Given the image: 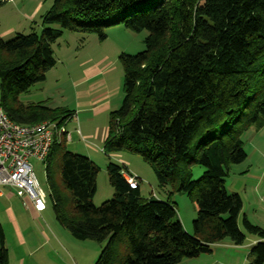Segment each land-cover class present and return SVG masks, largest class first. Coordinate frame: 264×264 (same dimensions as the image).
Here are the masks:
<instances>
[{"label": "trees", "instance_id": "trees-1", "mask_svg": "<svg viewBox=\"0 0 264 264\" xmlns=\"http://www.w3.org/2000/svg\"><path fill=\"white\" fill-rule=\"evenodd\" d=\"M53 24L95 33L101 41L103 28L115 24L147 32L143 51L119 58L123 97L109 114L102 151L139 155L159 185L187 192L197 208L186 232L169 199L141 198L138 181L132 188L124 178L131 175L113 163L106 173L114 195L95 207L98 169L87 157L66 152L61 137L45 160L60 225L77 240L102 245L95 264H178L225 239L242 245V200L226 192L221 179L246 159L241 134L264 122V0H53L40 34L0 37V105L15 123L66 125L72 118L66 109L18 101L55 65L51 45L61 31ZM58 149L68 207L52 177L50 158ZM193 165L204 168L196 181ZM241 222L258 240L250 249L253 264H264V230L245 217ZM0 264H8L1 229Z\"/></svg>", "mask_w": 264, "mask_h": 264}, {"label": "rangeland", "instance_id": "rangeland-1", "mask_svg": "<svg viewBox=\"0 0 264 264\" xmlns=\"http://www.w3.org/2000/svg\"><path fill=\"white\" fill-rule=\"evenodd\" d=\"M52 4L53 0H0L1 39L8 41L16 34H40L44 28L42 18ZM50 27L61 31L59 38L51 45L55 65L47 71L44 81L19 94L18 101L25 106L42 104L52 110L69 111L76 101L86 98L85 95L81 96L84 92L78 93V90L94 89L93 95L103 94L104 100L110 104V110L106 113L101 111L97 116L92 112V125L87 129L79 126L81 136L78 135L71 143H63L66 152L87 157L98 169L92 204L98 207L112 199L114 190L108 182L106 167L113 163L138 178L141 198L152 196L159 200L169 199L183 229L191 232L197 208L187 192H178L171 184L159 185L151 166L137 154L127 151L107 154L102 151L106 137L104 127L108 126L109 114L119 107L123 97V73L119 58L122 54L135 55L143 51L147 32H134L121 24H115L103 28L105 39L101 41L95 33L71 32L61 29L59 24ZM87 70H91L86 74L91 77L82 81ZM86 116H91V113ZM66 127V132L74 137L73 123H68ZM95 130V139L83 137L85 133ZM241 141L246 159L240 164L229 166L227 175L221 181L226 192L238 194L242 200L238 222L245 236L243 244L235 246L225 239L213 244L210 253L178 264H253L250 243L256 238L243 229L241 221L245 217L251 224L264 230V122L243 132ZM59 158L58 149L50 158L52 177L64 205L68 207L69 194L61 185ZM30 164L37 182L47 195V207L40 218L33 217L24 199L15 196L12 190L0 187L3 193L0 196V229L8 251V264H95L102 245L89 240H77L60 225L49 198L46 161L31 159ZM190 169L192 181L198 180L204 171L203 167L196 165ZM179 181V178L176 179L174 184ZM195 192L196 189L192 191L193 197Z\"/></svg>", "mask_w": 264, "mask_h": 264}, {"label": "built area", "instance_id": "built-area-1", "mask_svg": "<svg viewBox=\"0 0 264 264\" xmlns=\"http://www.w3.org/2000/svg\"><path fill=\"white\" fill-rule=\"evenodd\" d=\"M61 136L70 140L65 125L50 121L18 124L8 118L0 105V187L24 199L37 215L46 210L47 195L36 180L30 160L45 161L53 142ZM124 178L135 188L137 177L125 174Z\"/></svg>", "mask_w": 264, "mask_h": 264}, {"label": "crops", "instance_id": "crops-1", "mask_svg": "<svg viewBox=\"0 0 264 264\" xmlns=\"http://www.w3.org/2000/svg\"><path fill=\"white\" fill-rule=\"evenodd\" d=\"M89 71L91 70H87L84 74H83V80H86L87 78L91 77V75H86L89 73ZM78 84V83H75ZM78 87V86H76ZM94 89L88 90L87 88H85L84 90H78L77 92H84V94H82L81 96L85 95L86 98H83V100H79L80 101H76L75 104L73 105V109L69 110L72 113V118L69 120L68 123L72 122L73 123V128L72 131H75V136L73 137L72 135H70V140H66L64 137H62V139H64L67 142H72L74 138H78V135L82 134L80 133V129L79 126H81L82 128L87 129L88 126L92 125V118L90 119V117H93V114L100 115L101 111L106 113L107 111L110 110V104L109 102L106 100H104V96L103 94L100 95H93L94 94ZM88 113H91V116H86ZM95 116V117H96ZM67 123V124H68ZM67 124L65 125V129L67 128ZM76 124L78 126V128H76ZM105 131V136L107 134V128L104 127ZM96 132L97 130H95V132L93 131V133H85L83 135L84 138H88V139H95L96 138ZM81 136V135H80ZM106 137H104L105 140ZM127 172V171H126ZM1 192V191H0ZM3 193H0V196H2ZM28 210L30 212V214L33 217L36 218H40L42 216V214L46 211H44L43 213H41L40 215L35 214L32 210H30V208L28 207ZM258 242V240L253 239L251 241L250 244H252L251 246L253 247L256 243Z\"/></svg>", "mask_w": 264, "mask_h": 264}]
</instances>
